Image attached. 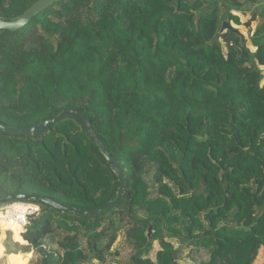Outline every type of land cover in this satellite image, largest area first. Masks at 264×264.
I'll list each match as a JSON object with an SVG mask.
<instances>
[{
    "label": "trees",
    "instance_id": "obj_1",
    "mask_svg": "<svg viewBox=\"0 0 264 264\" xmlns=\"http://www.w3.org/2000/svg\"><path fill=\"white\" fill-rule=\"evenodd\" d=\"M36 1L0 0V18ZM225 21L250 37L222 31ZM263 66L264 0H59L1 29L0 122L29 127L80 108L126 186L96 217L34 201L42 211L22 235L14 227L17 241L0 231V263L254 264L264 247ZM120 185L75 117L35 136L0 130V199L37 194L93 210ZM122 230L131 253L118 262Z\"/></svg>",
    "mask_w": 264,
    "mask_h": 264
},
{
    "label": "water",
    "instance_id": "obj_2",
    "mask_svg": "<svg viewBox=\"0 0 264 264\" xmlns=\"http://www.w3.org/2000/svg\"><path fill=\"white\" fill-rule=\"evenodd\" d=\"M57 1L59 0H37L30 8H28V10L23 15L17 18H14L11 20H5L3 18H0V30L1 29H8L11 31L19 30L20 28L28 24L33 16H35L40 11L44 10L45 8H47L48 6L52 5L53 3ZM227 29H233L237 32H240V30L238 28H235L232 25V23L225 21L222 27V31L227 30ZM69 116L75 117L79 122L82 123V125L89 131L90 135L93 137L96 146L99 147L100 151L104 154L107 160L111 162L112 170L117 174L121 182L120 188L118 190L117 199L109 201L93 210H81L65 202H60L58 200L48 198L45 196L41 197L37 194H11L7 197L0 199V204H7L15 200H24V201H37L38 200L44 204L53 206L54 208H57L62 211H69L74 214H82V215H89L91 217H96L101 211L105 210L106 208L113 207L116 204V202L124 195L125 186H126V177H125V173L123 169L120 167L116 158L113 157L108 152L105 143L100 138L97 130L95 129L88 115L85 114L80 108H77V107L66 108L60 114L56 115L55 117L48 119V120H44L38 124H34L29 127L12 126V125H7V124L0 122V130L10 133V134H15V135L35 136V135H38L44 132L48 128H50L54 123H56L60 119L64 117H69ZM151 229L152 228H150V230ZM37 246H38V242L34 241L33 251L36 250ZM39 249L48 257L50 256V253L48 252V249L45 246H41L39 247Z\"/></svg>",
    "mask_w": 264,
    "mask_h": 264
},
{
    "label": "built area",
    "instance_id": "obj_3",
    "mask_svg": "<svg viewBox=\"0 0 264 264\" xmlns=\"http://www.w3.org/2000/svg\"><path fill=\"white\" fill-rule=\"evenodd\" d=\"M41 211V204L34 201L17 200L0 206L1 233L2 228H5L6 231H12L15 239L14 227L20 228L22 235L30 224L31 217L40 214Z\"/></svg>",
    "mask_w": 264,
    "mask_h": 264
},
{
    "label": "rangeland",
    "instance_id": "obj_4",
    "mask_svg": "<svg viewBox=\"0 0 264 264\" xmlns=\"http://www.w3.org/2000/svg\"><path fill=\"white\" fill-rule=\"evenodd\" d=\"M235 14H238L241 18V21L244 23L246 22L247 20L250 19V14H243L242 12H239V11H235L234 12ZM258 21L255 20L253 21L252 23V27H253V30H255L256 28V25H257ZM232 25L235 27V28H238L240 30V32L242 34H244V36L246 38H249L250 37V34L252 32V29H249L246 25L244 24H236L235 22H232ZM249 46L255 50V47L252 45L251 41L249 40ZM263 69H264V66H263ZM263 85H264V81H263ZM40 222V219H36L35 220V223L38 224ZM7 232V231H6ZM13 235V234H12ZM6 238V233H5V237ZM63 238V236H59L57 237V241L56 243H54V247H58L57 243H58V240H61ZM125 231L122 230L120 233H119V237L116 241V243L114 244L113 248H112V252H116L117 250L119 251V254L116 255L114 257V260H117L118 262H122V261H128V259L130 258V248L129 246L125 243ZM13 239H14V236H13ZM15 240V239H14ZM160 249V244L158 241L155 242V249L154 251L152 252V257L153 259L155 260L156 259V251ZM109 260H112V257L109 256ZM255 263V262H254ZM0 264H7V261L6 259H3V261L0 263ZM86 264H102L100 263L99 261L95 260L93 262H89V263H86ZM116 264H121V263H116ZM182 264H188V260Z\"/></svg>",
    "mask_w": 264,
    "mask_h": 264
},
{
    "label": "crops",
    "instance_id": "obj_5",
    "mask_svg": "<svg viewBox=\"0 0 264 264\" xmlns=\"http://www.w3.org/2000/svg\"><path fill=\"white\" fill-rule=\"evenodd\" d=\"M20 243H22V242H20ZM22 244H27V242L26 243H22ZM5 251H6V247H5ZM254 264H264V247H262L260 249L259 255H258V257H257V259H256Z\"/></svg>",
    "mask_w": 264,
    "mask_h": 264
}]
</instances>
